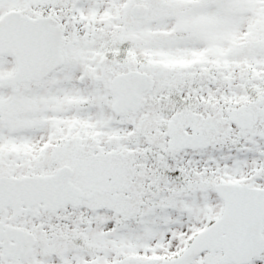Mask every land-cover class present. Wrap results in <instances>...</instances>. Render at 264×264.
<instances>
[{
	"label": "snow or ice",
	"instance_id": "snow-or-ice-1",
	"mask_svg": "<svg viewBox=\"0 0 264 264\" xmlns=\"http://www.w3.org/2000/svg\"><path fill=\"white\" fill-rule=\"evenodd\" d=\"M0 264H264V0H0Z\"/></svg>",
	"mask_w": 264,
	"mask_h": 264
}]
</instances>
